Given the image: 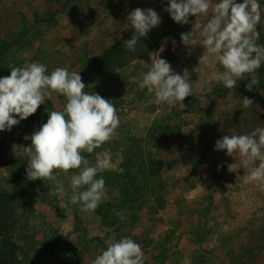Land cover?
I'll return each mask as SVG.
<instances>
[{"label": "rangeland", "instance_id": "obj_1", "mask_svg": "<svg viewBox=\"0 0 264 264\" xmlns=\"http://www.w3.org/2000/svg\"><path fill=\"white\" fill-rule=\"evenodd\" d=\"M218 2L211 0L213 6ZM259 2L258 43L264 45V0ZM167 4L168 0H0V77L10 75L13 66L30 63L46 65L49 73L57 67L80 71L84 91L112 100L120 118L111 141L92 154L82 153L93 165L105 151L111 158L109 168L97 176L106 182L104 199L91 214L71 203L74 190L69 181L78 169L59 173L64 191L49 196L54 182L28 180V163L18 155L22 146L31 144L24 137L46 123V108L63 111V95L53 93L35 114L11 131H0V193H16L8 239L18 245L16 256L22 264H92L110 243L125 236L141 245L144 264H264V184L244 182L259 162L230 173L228 165L242 158L214 148L224 135L264 127V64L251 91L246 89L251 76L238 81L233 91L211 81L212 68L199 64L198 58L207 54L203 47L176 44L173 50L172 40L183 25L164 10ZM137 7L153 8L161 16L160 25H167L153 41V50L126 68L93 75V60L134 30L127 17ZM213 14L210 8L208 16L189 19L203 24ZM196 39L202 42L203 37L197 34ZM159 56L192 83V96L183 104L158 102L154 90L141 86ZM211 60L224 71L215 57ZM245 96L254 101L249 109L242 107ZM150 155L163 161L156 175L139 170L137 159ZM123 202L127 206L122 211ZM109 204L124 213L123 221L114 211L103 214Z\"/></svg>", "mask_w": 264, "mask_h": 264}, {"label": "clouds", "instance_id": "obj_2", "mask_svg": "<svg viewBox=\"0 0 264 264\" xmlns=\"http://www.w3.org/2000/svg\"><path fill=\"white\" fill-rule=\"evenodd\" d=\"M210 8L214 14L207 23L190 21V16H208ZM164 10L175 23L192 24L190 31L180 33V43L189 49L197 45L205 49L207 54L203 53L198 59L199 64L212 68L211 81L232 91L246 76H251L247 90L251 91L259 83L256 73L264 64V45L258 43L257 25L262 16L259 0H243L241 3L219 0L214 6L211 0H168ZM127 20L134 32L124 45L128 51L134 52L141 38L160 25L161 16L153 8L137 7L128 13ZM197 34L203 37L202 42L196 39ZM172 44L175 50L174 39ZM211 57H215L224 71L215 68ZM141 86L154 90L156 100L169 106L183 104L186 97L192 96V83L160 56L152 60ZM85 87L80 71L69 72L66 67H57L50 73L42 63L11 67L10 75L0 77V131H11L13 126L35 114L46 98L52 99L53 93L63 95L67 101L63 111L49 112L46 108V123L24 137L30 139L31 144L22 146L18 155L28 163V180L54 182L49 196L64 191L63 181L57 180L59 173L68 175L71 170L78 169L69 181L74 190L71 203L79 204L82 212L91 214L104 199L106 182L102 175L97 176L109 168L111 158L105 151L103 158L97 159L93 165L82 153L92 154L111 141L120 118L112 100L95 92L87 93ZM253 104V99L243 97V109H249ZM214 148L216 151L226 150V155L234 159L237 153L242 158L239 164L228 165L230 173L258 161V166L252 168L244 182L264 184V127L243 135H224L215 141ZM217 167L219 170L222 165ZM114 214L121 221L125 219L122 211L114 210ZM92 264H144V252L139 243L125 236L110 243Z\"/></svg>", "mask_w": 264, "mask_h": 264}, {"label": "trees", "instance_id": "obj_3", "mask_svg": "<svg viewBox=\"0 0 264 264\" xmlns=\"http://www.w3.org/2000/svg\"><path fill=\"white\" fill-rule=\"evenodd\" d=\"M166 27V24H162L156 29H152L146 37L141 38L134 52L128 51L124 45V41L130 39L134 32V30L131 31L126 36L120 38L114 46L107 48L102 55L93 60L91 73L98 77H102L107 73L126 68L133 59L150 54L153 50V41L157 39V36H159L161 32L166 29ZM191 27L192 24L189 23L179 28L178 33L174 35L176 44H181L180 33L190 31ZM146 158L137 159L139 170H143L151 175H156L162 171L164 167L163 161L158 160L156 157H152L151 155ZM130 160L131 158H128L126 166L131 165L132 162ZM130 175H132L131 169L128 168L126 176ZM18 177L23 178V175L18 174ZM19 184L20 187H25L26 185L25 182H20ZM15 195L16 193H0V264H22L16 256V248L18 245L16 243L13 244L10 239H8V234L12 227H14L15 217L12 212L13 208L10 207V205H12L14 199H16ZM126 206L127 202H123L122 205H120L122 211L126 208ZM116 209L117 208L114 205H110L107 209H102V212L108 216Z\"/></svg>", "mask_w": 264, "mask_h": 264}]
</instances>
